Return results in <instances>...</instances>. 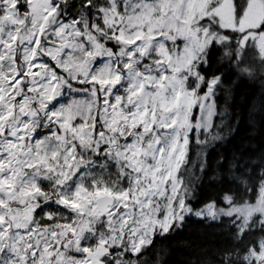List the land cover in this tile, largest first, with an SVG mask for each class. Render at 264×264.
Here are the masks:
<instances>
[{
  "label": "snow or ice",
  "instance_id": "snow-or-ice-1",
  "mask_svg": "<svg viewBox=\"0 0 264 264\" xmlns=\"http://www.w3.org/2000/svg\"><path fill=\"white\" fill-rule=\"evenodd\" d=\"M0 264H264V0H0Z\"/></svg>",
  "mask_w": 264,
  "mask_h": 264
}]
</instances>
